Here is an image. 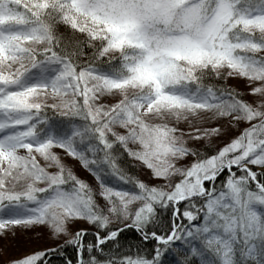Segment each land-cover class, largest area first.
<instances>
[{"label": "snow or ice", "instance_id": "obj_1", "mask_svg": "<svg viewBox=\"0 0 264 264\" xmlns=\"http://www.w3.org/2000/svg\"><path fill=\"white\" fill-rule=\"evenodd\" d=\"M58 24L82 38L65 40ZM85 46L92 51L80 60ZM230 75L246 77L259 99L207 81ZM201 111L247 123L201 151L169 123ZM187 131L198 140L224 129ZM55 147L95 176L106 208ZM119 149L151 177L122 167ZM189 154L190 165L178 163ZM69 219L98 230L86 243L77 228L64 264H163L176 244L180 264H264V0H0V234L41 223L67 232ZM127 227L157 242L150 254L121 248ZM58 247L6 264H50Z\"/></svg>", "mask_w": 264, "mask_h": 264}, {"label": "rangeland", "instance_id": "obj_2", "mask_svg": "<svg viewBox=\"0 0 264 264\" xmlns=\"http://www.w3.org/2000/svg\"><path fill=\"white\" fill-rule=\"evenodd\" d=\"M109 53L117 54L114 51H110ZM227 78H229L230 83H232L228 85L236 88L239 92L243 93L245 99L249 100L250 102L259 99V96H254L248 91L250 84L246 77H241L239 75H230ZM118 98V95L106 96L103 97L102 100L111 103ZM49 102H51V98H49ZM211 115L212 114L209 112L201 111L200 117H202L203 119H201L200 117H189L188 120H180L178 122L170 119L169 123H172L177 128L183 130V134L189 146H195L199 150L205 152H211L212 149L221 146L222 143L227 142L228 139L237 135L242 130V127L247 123L244 121L234 122L229 120L227 117L223 119L218 118L216 120H213L211 119ZM214 123L221 124V127L224 129L221 134L213 135L211 137H202L197 140L193 139L191 134H189L187 131L188 127L203 129L205 127H210ZM117 130L124 131V129L119 127H117ZM129 147L136 148L139 147V145L130 142ZM53 150L60 154L64 162L68 166H70L78 176L88 181V183L93 188L97 203L100 204L102 208H106L107 201L99 194V183L98 181H96L95 176L91 172L87 171V169H85L79 163L78 158H73L67 155L64 149L55 147ZM37 158L40 159L41 163H46L42 157L38 156ZM131 158L137 164L138 172H136L135 175L139 176L142 179H149L151 177V169L148 168L138 158ZM193 159H195V157L189 154L188 156L180 159L178 163L187 166L190 165ZM50 170H54V166L53 168H50ZM179 178V175H175L171 179L174 181ZM150 182L156 183L157 181L151 180ZM124 223L127 224L128 221L125 220ZM111 224L114 226H119L120 222L113 218L111 219ZM79 227L86 228L87 233H94L96 231L93 224L89 223L86 219H69V221L67 222V232H55V230L46 223H41L38 225L9 226L5 233L0 234V264H6V262L10 258L18 257L31 251L43 250L46 248H57L58 246L66 243V241L69 240L70 235L74 234L75 230ZM53 254L54 253L52 252L50 257Z\"/></svg>", "mask_w": 264, "mask_h": 264}, {"label": "trees", "instance_id": "obj_3", "mask_svg": "<svg viewBox=\"0 0 264 264\" xmlns=\"http://www.w3.org/2000/svg\"><path fill=\"white\" fill-rule=\"evenodd\" d=\"M57 31L58 33L62 34L65 40H78L82 38V33L79 31H74L70 29L68 26L64 24H58L57 25ZM92 51L91 48L85 46L84 52L85 55H82L79 57L80 60H87L89 59V56L87 53H90ZM109 55H117L109 53ZM226 71V70H222ZM228 77V76H227ZM221 76V77H215V76H209L207 78L208 82L221 85V84H232L230 83V79ZM51 111V110H49ZM211 150V149H210ZM121 151L122 155L119 157L118 162L121 164L122 167H124L127 171H129L132 174H136L137 171V164L134 162V160L127 154V152H124L122 149H119ZM88 171V170H87ZM158 220H162L163 223H157L155 224V228L159 229L160 231H163L165 226L168 224L170 220V214L166 211L160 212V215L157 217ZM94 229L97 231V227L95 224H93ZM119 227V226H116ZM95 239L93 233H87L84 237L85 242H93ZM117 241H113L112 243H116ZM118 242L121 245V248L123 249L127 245L131 244L133 248H135L136 245H140L141 249L144 253L150 254L152 249L154 248L155 244L157 243L153 239H149L148 241H142L140 239L139 234L137 233L136 229L133 227H127L123 228L118 236ZM103 247L106 250H111L112 244L105 242L103 244ZM54 254L50 257V264H64L65 258H71L74 255V246L71 243H64L61 246L58 247L57 251L53 252ZM63 254V255H62ZM183 249L180 247L179 244L173 245L172 248L166 250L164 254L162 255V261L163 264H180L184 257Z\"/></svg>", "mask_w": 264, "mask_h": 264}]
</instances>
